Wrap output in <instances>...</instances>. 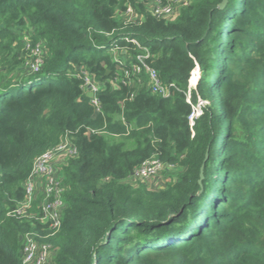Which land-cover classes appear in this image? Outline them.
<instances>
[{"label": "trees", "instance_id": "1", "mask_svg": "<svg viewBox=\"0 0 264 264\" xmlns=\"http://www.w3.org/2000/svg\"><path fill=\"white\" fill-rule=\"evenodd\" d=\"M222 1L192 0L165 22L130 0L144 18L124 23L128 0H0V264H21L27 232L46 234L7 215L66 134L79 157L63 167L55 264H264V0ZM28 25L49 55L41 72L16 75V30ZM126 39L151 49L171 95L106 85L96 115L80 70L113 78V47L138 53ZM192 73V105L210 103L194 127ZM154 155L177 177L158 191L129 185Z\"/></svg>", "mask_w": 264, "mask_h": 264}, {"label": "built area", "instance_id": "2", "mask_svg": "<svg viewBox=\"0 0 264 264\" xmlns=\"http://www.w3.org/2000/svg\"><path fill=\"white\" fill-rule=\"evenodd\" d=\"M135 1L145 7L146 13L157 20L165 22L175 21L181 12L192 4V0ZM120 15L124 23L141 21L144 18L143 14L133 6L130 0L126 4L124 12ZM34 32V28L30 25L24 30L27 42L25 45L32 54L31 60H33V63L30 65L29 71L32 75L42 71L49 55L44 42L36 43L34 41ZM126 41L133 44L134 50L138 53L136 56L130 55L124 59H118L116 55L128 49L115 45L111 52L114 54L115 62L119 63L122 68L107 82L99 81L87 69L80 70L84 79L83 91L86 95L89 93L93 95L90 99L96 115L102 113L99 94L106 89V85H109L112 89H118L120 84L132 88L146 85L152 94L156 96L166 98L171 95V87L161 80L159 71L148 62L151 58V49L133 39H126ZM145 78L147 83H145ZM189 84L186 102L192 105L191 92L193 86L191 85V78ZM172 88L177 90V87L173 84ZM131 98H134V95ZM192 107L193 113L190 117V125L194 127L196 119L203 114L202 103L198 102L197 105H192ZM78 157L77 146L66 134L57 146L47 150L35 159L32 171L23 183V198L8 215L30 222H38L45 227L46 234L27 232L22 236L21 264H55L58 251L48 239L61 231L64 212L68 207L65 200L67 184L63 167L71 159H77ZM168 168V164L154 155L137 167L130 177L135 182L143 184L151 190H157L164 180L163 173Z\"/></svg>", "mask_w": 264, "mask_h": 264}, {"label": "rangeland", "instance_id": "3", "mask_svg": "<svg viewBox=\"0 0 264 264\" xmlns=\"http://www.w3.org/2000/svg\"><path fill=\"white\" fill-rule=\"evenodd\" d=\"M24 30H25V27L23 28V30L22 29L20 31L16 30L17 37H16V42L13 45L14 52L18 54V59H20L23 62V64L17 70L16 75H19V74H25L26 75V73H29L30 65L33 63V60H31L32 54H31V52H29L27 50L26 45H25V43H27V42H26V36L24 34ZM130 55H132L131 52H129L128 50H123L120 54L116 55V58H118V59L123 58L124 59ZM194 72H198L199 76L201 74L199 67H197L193 71V73ZM192 76H193V74H192ZM192 76H191V79H192ZM145 83H147L146 78H145ZM189 85L190 84L188 83V88H189ZM191 85L193 86L192 91L195 90L196 89V81L195 82L191 81ZM142 88H143V86H141V87L137 86L134 89H135V92H139L142 90ZM191 94H192V92H191ZM199 102L202 103V107H205V106L210 104L208 101H203L201 99H199ZM168 167L169 168L163 173L164 176L162 175L164 177V180H163L161 186L159 188H157V190H155V191L166 188L171 183L172 177H175V176L177 177V174L179 172V170H178L179 167L176 166L175 164H170V163L168 164ZM127 183L133 187H137L138 185H140L139 183H137L133 179H131V177L128 178ZM7 216L9 217V215H7Z\"/></svg>", "mask_w": 264, "mask_h": 264}, {"label": "water", "instance_id": "4", "mask_svg": "<svg viewBox=\"0 0 264 264\" xmlns=\"http://www.w3.org/2000/svg\"><path fill=\"white\" fill-rule=\"evenodd\" d=\"M227 4H228V0H223L222 3L220 4V9L221 10H224L226 8ZM87 97L88 98H92L93 95L91 93H89V94H87ZM203 178H204V167L201 170V180H200V184H201ZM20 241H22V237L20 238Z\"/></svg>", "mask_w": 264, "mask_h": 264}, {"label": "bare ground", "instance_id": "5", "mask_svg": "<svg viewBox=\"0 0 264 264\" xmlns=\"http://www.w3.org/2000/svg\"><path fill=\"white\" fill-rule=\"evenodd\" d=\"M198 78H199V74H198ZM198 78H197V80H198ZM197 80H196V82H197Z\"/></svg>", "mask_w": 264, "mask_h": 264}]
</instances>
